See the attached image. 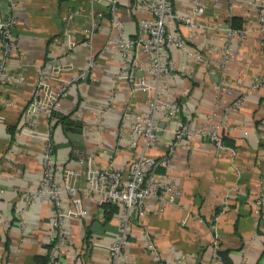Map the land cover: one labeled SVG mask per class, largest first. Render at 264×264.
Listing matches in <instances>:
<instances>
[{
	"label": "crops",
	"instance_id": "obj_1",
	"mask_svg": "<svg viewBox=\"0 0 264 264\" xmlns=\"http://www.w3.org/2000/svg\"><path fill=\"white\" fill-rule=\"evenodd\" d=\"M126 1L119 0V5L124 17L123 32L131 35L135 15L125 14ZM202 1L205 10L197 20L212 28L204 27L203 35L189 43L201 59L187 61L184 68L174 69L163 80L180 110L172 116L156 114L157 139L145 151L153 155L165 152L179 122L197 125L211 107L215 82L227 88L218 104L219 112L224 103L242 95V103L227 118L235 127L225 133V147L221 149H215L206 136L183 135L173 143L170 159L157 171L169 175L181 188V194L162 208L157 207L156 200L146 198L141 215L136 206L131 208V231L118 264H155L153 254L146 248L144 232L151 235L164 264H210L214 235L220 264H264V202L256 224L251 215L264 161V82L254 88L249 86L252 76L264 70V55L258 51L255 32L249 29L242 39H229L235 54L219 71L217 60L224 45L222 28L227 21L228 0ZM78 4L79 0H21L15 9L11 34L16 46L5 60V68L21 78L0 81V264H44L46 259L52 236L51 203L46 198H34L28 203L24 200L25 192L34 188L40 178L43 147L37 134L24 129L40 131L46 121L36 114L25 115L23 108L37 79V66L51 58L70 61L71 68L61 69L51 79L57 85L61 78L71 77L85 64L87 48L78 28L85 17L76 16L68 22L61 17L68 7ZM173 6L189 14L190 0H173ZM229 12L238 24L255 27L254 15L244 0L233 2ZM67 24L79 35L70 50L62 35ZM172 28L181 35L189 31L182 23ZM115 32L104 14L93 41L94 67L86 79L69 83L47 121L54 139V177L59 180L62 166H72L77 170L79 187L86 184V162L78 160L75 151L83 157L91 155L96 163H110L125 175L139 147L129 145L125 136L119 142L115 135L121 124L128 126V121L120 120L124 106L145 108L143 93L131 91L124 79L116 77V53L99 51L105 37ZM169 56L180 68L177 64L182 62V51L171 47ZM145 76L149 82L154 80ZM61 201L64 207L68 205L64 194ZM82 201L86 213L78 219L63 220L58 253L68 260L79 254V264H110L107 248L118 232L119 207L102 206L97 193L82 195ZM186 212L199 213L203 222L191 214L184 217ZM214 213L218 218L213 223L210 217Z\"/></svg>",
	"mask_w": 264,
	"mask_h": 264
},
{
	"label": "built area",
	"instance_id": "obj_2",
	"mask_svg": "<svg viewBox=\"0 0 264 264\" xmlns=\"http://www.w3.org/2000/svg\"><path fill=\"white\" fill-rule=\"evenodd\" d=\"M81 4L68 7L61 17L66 22L73 20L76 16L85 17L84 21L78 23L80 34L87 48L85 64L69 78H61L57 85L51 83L61 69H69L70 61L60 62L56 58L37 66V79L33 85L30 98L23 108L25 115L36 114L45 119L43 129L26 130L31 134H37L43 141L41 149V175L34 188L25 192V202L34 198L48 199L51 203L50 227L52 229L51 242L46 250L44 264H79L80 255L76 254L71 259H66L58 253L59 245L63 237V220L78 219L86 213L82 201V195L97 193L101 203L109 202L119 207L117 217L118 232L114 240L108 245L107 253L110 264H118L123 245L127 242L131 231L129 222L130 210L136 206L139 214L143 213L142 205L146 198L157 201V207L162 208L167 204L174 203L181 194L179 185L167 174L157 171L160 165H165L170 159L173 146L181 136L189 137L206 136L215 149L225 147L223 135L231 131L235 125L228 122V115L242 103V95H237L224 103L219 112L217 110L220 99L227 91L222 82L214 83L215 95L209 110L197 125L188 126L185 122H179L173 131V139L165 152L159 155L147 153L145 150L151 147L157 139L156 114L162 113L172 116L180 110L179 104L173 95L165 88L164 79L170 77L174 69L181 70L187 61H199L201 55L193 50L189 43L201 37L203 28H212L197 20V15L204 13L205 5L202 0H190L189 14L178 12L173 6V0H127L125 14L135 15V29L133 34L125 35L123 32L124 17L120 10L119 0H79ZM227 1V21L223 26L224 45L221 47L217 68L223 71L228 62L233 58L234 49L229 39L234 37L240 40L245 33L251 29L256 34L258 51L264 55V0H244L248 11L254 15L255 27L232 26L229 21L233 2ZM21 0H3L0 2V81L15 79L21 76L10 73L5 68V60L14 51L16 43L11 34L15 23V9ZM100 4V7H96ZM107 16L108 23L115 29V33L108 35L99 49L101 52L112 51L116 53L118 63L117 78L124 79L131 91H141L144 95V110H135L124 106L121 111V122L128 121V126H119L115 135L120 142L123 136L131 146H139L137 152L129 163L128 171L122 175L120 170L110 163H96L91 155L83 157L78 154V160L86 162L85 180L86 184L79 187L76 183L77 170L69 165L60 168L59 180L55 179L53 173V150L54 139L48 125V120L65 94L69 83L73 80H84L88 77L90 70L94 67L95 51L93 41L100 19ZM182 23L188 27L186 35L174 31L172 26ZM208 26V27H207ZM67 50L77 44L79 35L75 33L73 26L65 25L62 30ZM175 47L182 51V62L177 65L169 56V49ZM153 77L149 82L145 75ZM264 82V70L252 76L250 87L254 88ZM259 188L252 201L251 215L254 224L258 222L259 210L264 202V161L259 174ZM67 198V206H63L61 195ZM191 214L198 222H203L199 213ZM218 213L210 217L215 222ZM184 219H182V223ZM3 219L0 217V227ZM21 223L19 219V224ZM146 248L153 254L155 264H164L154 245L151 235L144 232ZM211 261L210 264H220L218 243L215 235L211 239ZM181 264H192L189 261H181Z\"/></svg>",
	"mask_w": 264,
	"mask_h": 264
},
{
	"label": "trees",
	"instance_id": "obj_3",
	"mask_svg": "<svg viewBox=\"0 0 264 264\" xmlns=\"http://www.w3.org/2000/svg\"><path fill=\"white\" fill-rule=\"evenodd\" d=\"M229 21H230V24L232 25V26H239L240 24H238V22H237V19L235 18V16H230V18H229ZM223 138H224V135H223ZM222 138V139H223ZM102 204V206L104 205L105 207L107 206V205H112L111 203H109V202H104V203H101ZM218 253H219V255H220V249H218ZM46 260V259H45ZM45 260H44V263H45Z\"/></svg>",
	"mask_w": 264,
	"mask_h": 264
}]
</instances>
